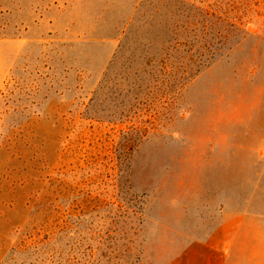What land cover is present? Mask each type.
<instances>
[{"label":"rangeland","instance_id":"374dc122","mask_svg":"<svg viewBox=\"0 0 264 264\" xmlns=\"http://www.w3.org/2000/svg\"><path fill=\"white\" fill-rule=\"evenodd\" d=\"M0 264H264V0H0Z\"/></svg>","mask_w":264,"mask_h":264}]
</instances>
